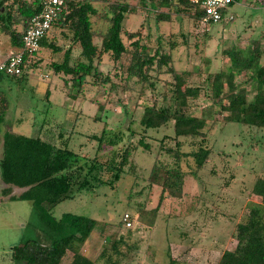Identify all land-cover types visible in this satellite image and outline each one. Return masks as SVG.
Instances as JSON below:
<instances>
[{
  "label": "rangeland",
  "instance_id": "374dc122",
  "mask_svg": "<svg viewBox=\"0 0 264 264\" xmlns=\"http://www.w3.org/2000/svg\"><path fill=\"white\" fill-rule=\"evenodd\" d=\"M147 1L143 7L140 0H128L135 10L127 14L122 25L126 32L140 29L137 40L138 44L146 46V56L153 55L155 48L169 54L166 66L158 69L154 62L149 67L144 66L141 69L144 78L134 68V76L126 79L125 68L136 39L122 34L126 51L120 60L112 62L103 55L96 64L95 59L101 77L88 79L90 83H86L83 98L74 100L65 95L61 78L50 72L46 60L38 61L17 84H3L9 108L0 124V137L5 131L26 136L38 134L45 138L52 136L58 145L68 136V147L74 153L99 162L110 158L119 161L125 146L133 147L127 155L122 177L112 187L92 185L91 189L77 191L72 199L51 209L54 217L69 212L96 220L95 228L79 250L93 260V264H106L105 258H98L99 253L104 246L109 247L111 239L119 237L122 238V244H118L122 255L113 259L116 264H170L168 258L173 260L171 264H215L221 251L235 246L234 227L244 219L246 204L259 202V197L251 193V187L256 178L264 176V127L225 121L228 112L221 111L214 103L217 100L225 103V97L210 98L208 91L201 87V81L206 72L213 74L229 66L225 51L231 48L257 47L260 50L258 61L264 66V0H240L228 8L230 22L213 26L195 23L184 13L170 14L168 21L157 22L155 26L156 10L147 8ZM15 27L20 30L19 25ZM57 32L55 29L52 35L56 37ZM54 42L62 46L68 44L59 36ZM95 43H99L98 38ZM170 43L174 48H169ZM7 49L13 51L7 35L0 31V52ZM49 52L44 48L40 56L49 58ZM77 54L74 47L72 55ZM52 57L59 61L61 53ZM169 66L177 74L188 72L180 88L200 86L197 96L188 100L187 112L194 116L204 114L203 145L209 154L195 177L187 174L194 169L191 157H182L179 166L187 174L182 193L170 198L163 192L165 196L159 202L160 180L150 174V168L172 162L162 149L171 146L172 140L160 144L162 136L171 138L172 121L145 130L139 121L144 107L172 108L174 80L167 71ZM105 76L108 81L103 82ZM233 80L244 90L249 102L254 85L248 73L235 74ZM45 89L49 91L47 100L42 99ZM93 117H98L97 121ZM103 125L110 133L123 135V139L113 147L100 144L97 148V142L90 135L98 134ZM64 130L71 133L67 135ZM130 131L134 134L126 140ZM140 138L148 148L137 143ZM190 148L189 143L184 142L181 151ZM158 170L160 177L161 168ZM3 187L0 182V190ZM22 190L12 187L11 193L18 194ZM125 212L131 218L129 227L121 221ZM39 230L30 202L0 194V264H13L9 249L24 238L46 241ZM70 256L67 253L61 264H69Z\"/></svg>",
  "mask_w": 264,
  "mask_h": 264
},
{
  "label": "trees",
  "instance_id": "16d2710c",
  "mask_svg": "<svg viewBox=\"0 0 264 264\" xmlns=\"http://www.w3.org/2000/svg\"><path fill=\"white\" fill-rule=\"evenodd\" d=\"M40 1L0 0V8H3V11H0V31L7 35L12 50L22 48V32L27 21L40 12ZM239 1L234 0L228 4L220 19L214 23H202L201 10L188 0H148L147 8L156 10L153 19L155 26L157 22L168 21L170 14L181 13L187 14L193 22L202 26H213L219 22H230L232 17L228 18V8ZM140 2L144 7L145 0ZM134 10L135 6H131L128 0H65L50 27L38 38V48L30 54L23 55L20 74L7 75L0 72V124L9 108L7 96L2 90L3 84L7 85L9 82L17 84L26 71L33 68L38 61L46 60L50 72L61 78L65 95L74 100L78 97L83 98L81 95L84 94L86 85L90 83L89 80L101 77L97 65L94 64L95 59L96 64L103 55H107L112 62L120 60L121 54L126 51L121 40L122 34L128 39H136L132 44L134 50L130 54V62L125 68L126 79L134 76V68H137V74L144 78V74L141 73L144 66L149 67L153 62L158 69L166 66L170 59L169 54H162L155 48L153 55L146 56V46L138 44L137 40L140 29L126 32L123 27L124 18ZM16 25H19L20 30L15 27ZM55 29L58 30L56 37L59 36L68 44L62 46L54 42L56 37L52 32ZM95 38L99 39L98 44L95 43ZM74 47L78 50L76 57L72 55ZM44 48L50 51L49 58L44 59L40 56ZM169 48H174V44L170 43ZM57 53H61L59 61L52 57ZM225 54L229 66L213 74L206 72L201 87L208 91L212 99L220 95L225 97V103L219 100L214 102L221 111L228 112L224 117L225 121L264 127V66L258 61L260 50L255 46L251 48L246 46L228 49ZM167 71L172 74L174 80L172 108H157L154 105L144 107L139 121L143 130L156 129L169 120L172 121L171 138L164 135L160 139V144L172 140L171 146L162 147L164 156L170 158L172 162L158 165L162 173L160 177L158 176L160 170L156 165L150 168V174L160 180L159 202L165 195L170 198L178 197L182 193L185 176L189 174L195 177L209 154V150L203 145L205 142L203 129L206 126L204 114L194 116L187 112L188 100L197 96L200 86L185 85L182 89L180 87L188 72L177 74L170 66ZM241 72L248 73V78L254 85V94L249 102L245 99L244 90L233 80L235 74ZM102 81H108V76L103 77ZM223 87H226L225 91ZM48 93V89H45L43 100L48 99ZM97 119L98 117H93V120ZM64 131L67 135L71 133ZM133 134L134 132L130 131L126 140ZM66 137L58 145L52 136L45 138L38 134L26 136L5 131L0 137V182L4 185L0 194L8 199L30 202L41 236L46 240L24 238L11 246L9 259L13 264H61L67 253L71 255L69 264H93V260L79 250L95 228L96 220L69 212L54 217L51 209L64 200L72 199L73 193L91 189L92 185L112 187L122 177L127 155L133 147L130 148V144H127L119 161L110 158L106 162H99L96 159L87 160L79 157L68 147V136ZM90 137L97 142V148L100 144L113 147L123 139V135L110 133L104 125L98 134H91ZM184 142L191 146L188 151H181ZM137 143L145 149L148 148L142 138ZM186 156L191 157L194 163V169L187 174L179 166L182 157ZM12 187L23 190L13 194ZM251 193L259 197V202L246 204L244 219L234 227L235 246L233 249L221 251L215 264H264V176L254 180ZM118 244H122L121 237L111 239L109 247L104 246L98 258H105L106 264H116L115 260L122 255ZM113 255L116 258H113ZM168 259L171 264L173 260Z\"/></svg>",
  "mask_w": 264,
  "mask_h": 264
},
{
  "label": "built area",
  "instance_id": "2783aa9c",
  "mask_svg": "<svg viewBox=\"0 0 264 264\" xmlns=\"http://www.w3.org/2000/svg\"><path fill=\"white\" fill-rule=\"evenodd\" d=\"M65 0H41V10L32 16L22 32V48L11 51L0 60V72L7 75H19L24 54H30L38 48V38L50 27ZM234 0H188L202 12L201 22H217L223 10ZM124 226L131 225L128 213L121 216Z\"/></svg>",
  "mask_w": 264,
  "mask_h": 264
},
{
  "label": "crops",
  "instance_id": "0c3cea01",
  "mask_svg": "<svg viewBox=\"0 0 264 264\" xmlns=\"http://www.w3.org/2000/svg\"><path fill=\"white\" fill-rule=\"evenodd\" d=\"M10 53V49L6 50H2V52H0V60H2L3 58H5L8 54Z\"/></svg>",
  "mask_w": 264,
  "mask_h": 264
}]
</instances>
